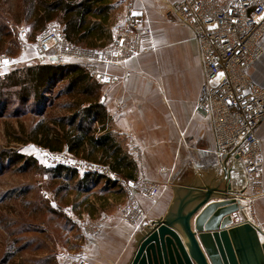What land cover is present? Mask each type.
<instances>
[{"label": "crops", "instance_id": "crops-1", "mask_svg": "<svg viewBox=\"0 0 264 264\" xmlns=\"http://www.w3.org/2000/svg\"><path fill=\"white\" fill-rule=\"evenodd\" d=\"M175 1L135 0V7L150 28V34L143 39L145 50L119 66L106 67L119 77V82L101 87L99 97L122 148L132 137L143 149L142 168L131 158L133 177L144 175L159 182L160 192L154 200L140 197L146 211L140 224L119 216L122 204L107 207L108 212L99 213L104 221L101 231L84 239L75 237L69 251L65 247L58 250L61 253L56 257L57 264L70 259L73 264H129L136 238L146 225L167 218L174 221L173 227H179L177 218L193 206L196 196L213 188L225 190L230 196L231 192L238 193L242 206L232 214L233 222L250 221L260 229V239L264 240V118L255 129L261 146L258 190L250 185L234 155L218 156L213 152L211 122L195 111V100L204 83L197 43L186 25L172 19ZM112 4L116 17L111 27L122 28L127 0H114ZM249 74L264 87V52L250 66ZM181 85L188 91L187 99L179 100L174 110L170 102L172 89ZM163 168L168 171H162ZM219 195L210 197L205 205L219 199Z\"/></svg>", "mask_w": 264, "mask_h": 264}, {"label": "built area", "instance_id": "built-area-1", "mask_svg": "<svg viewBox=\"0 0 264 264\" xmlns=\"http://www.w3.org/2000/svg\"><path fill=\"white\" fill-rule=\"evenodd\" d=\"M127 1L125 25L106 45L80 49L65 38L58 25L50 24L37 38V60L40 63L76 62L81 53L86 58L82 65L101 86L116 83L117 77L102 66L119 64L140 54L145 50L143 39L150 34L134 0ZM172 10L197 43L204 83L195 100V111L211 122L213 152L218 156L234 155L250 185L259 190L261 146L255 129L264 118V87L252 79L249 68L264 52V0H176ZM130 145L138 166L142 167V149L133 140ZM75 163L84 165L78 159ZM87 165L83 170L99 171L118 183L125 193L126 201L119 216L132 224L142 223L146 211L139 199L154 200L161 184L143 176L124 178L108 164ZM103 223V218L83 222L86 237L99 233Z\"/></svg>", "mask_w": 264, "mask_h": 264}, {"label": "rangeland", "instance_id": "rangeland-1", "mask_svg": "<svg viewBox=\"0 0 264 264\" xmlns=\"http://www.w3.org/2000/svg\"><path fill=\"white\" fill-rule=\"evenodd\" d=\"M127 5L128 1L125 8L126 13ZM28 6V3L22 2V0H0V15L7 18L8 31H10L0 49V77L13 69L27 67L39 62L35 47L37 38L45 26L56 24L62 29V25L58 21L52 20L44 24L41 30L35 33L32 32L29 25L31 20H23V16L29 11ZM111 13V21H113L116 16L112 9ZM170 14L172 19L178 20L173 10ZM120 27L114 25L111 27L110 38L118 33ZM76 47L84 48L77 44ZM183 54L182 58H185L186 56H183ZM78 57L81 58H76V62L75 60H67L63 63H79L82 65L86 58L81 53H78ZM124 62L119 64L108 63L103 65L102 68L116 76L109 72L106 67L119 66ZM116 77L118 80L114 84L119 82V77ZM187 92L186 87L182 85L178 89L174 87L170 99L171 108L176 110L179 106V100L183 102V99H187ZM176 98L178 99L176 100ZM5 99L8 100V102L3 100V103H7L3 108L5 113L0 117V259L3 256L6 257L9 251L14 250V247H19L20 250L15 252L13 260H5V264H44L42 255H45L44 257L50 256L56 263L59 249L62 250L65 247L69 251L68 247L72 245L70 243H75L74 239L77 235L81 239L82 237L83 239L86 238L83 231V222L102 218L99 213L108 212L105 211L108 209L107 207L111 208L117 204L123 205L126 196L123 191V195L120 193L121 191H112V195L108 196L106 191L100 189L103 182L92 186L90 190L78 193L73 188L72 181L66 183L61 178L52 175L53 168L58 165L69 168L75 167L78 173L82 174L87 172L83 170L88 166L87 164L102 165L105 163L84 159L66 151H49L47 148L30 141L29 132L39 119L36 113L29 111L32 106L31 99L27 103L14 96H7ZM65 101H67L65 97L54 98V105L50 113L60 114L62 109L58 106L65 103ZM176 102L177 105H175ZM128 138L126 147L123 150L137 164L130 141L133 140L141 149L142 147L134 138ZM117 139L119 141L120 138L117 136ZM20 156L23 157L20 158ZM77 159L84 165H77L75 163ZM138 167L142 168L143 166ZM167 168L161 170L168 171ZM91 170L89 172L104 175L94 169ZM141 176L145 177L144 175ZM84 199L94 202L93 206L91 204H88L91 207L87 206L91 211L94 210L93 212L83 208L81 204ZM66 219L72 222L71 228L64 226ZM66 228L68 229L66 230ZM73 263L70 259L65 264Z\"/></svg>", "mask_w": 264, "mask_h": 264}, {"label": "trees", "instance_id": "trees-1", "mask_svg": "<svg viewBox=\"0 0 264 264\" xmlns=\"http://www.w3.org/2000/svg\"><path fill=\"white\" fill-rule=\"evenodd\" d=\"M113 1L22 0L29 5L23 20H31L29 25L34 33L47 22L58 21L68 41L86 48L102 47L107 44L111 34ZM8 30L7 18L0 15V49L9 36ZM100 92V84L79 63L38 62L13 69L0 77V117L5 113L3 108L7 103H3V100L7 96H14L24 103L31 99L29 111L36 113L39 119L29 132L30 141L49 151H66L84 159L104 162L122 177L131 178L134 163L110 128V116L99 101ZM61 97L67 99L58 106L62 112L50 113L53 99ZM52 175L66 183L72 181L78 193L90 190L100 182H103L100 189L106 191L108 196L112 191H121L114 180L89 171L81 174L75 167L58 165L53 168ZM88 204L93 206L94 202L84 199L81 205L93 212L87 208L90 206ZM71 224L66 219L64 226L71 228ZM19 250V247H14L6 257H1L0 264H5L8 259L12 261ZM44 256V264H57L50 256Z\"/></svg>", "mask_w": 264, "mask_h": 264}, {"label": "water", "instance_id": "water-1", "mask_svg": "<svg viewBox=\"0 0 264 264\" xmlns=\"http://www.w3.org/2000/svg\"><path fill=\"white\" fill-rule=\"evenodd\" d=\"M231 194L218 188L199 194L177 218L179 227L167 218L146 225L129 264H264L260 229L248 220L233 222L242 205L238 193Z\"/></svg>", "mask_w": 264, "mask_h": 264}, {"label": "snow or ice", "instance_id": "snow-or-ice-1", "mask_svg": "<svg viewBox=\"0 0 264 264\" xmlns=\"http://www.w3.org/2000/svg\"><path fill=\"white\" fill-rule=\"evenodd\" d=\"M262 19H264V17H262ZM212 27H215V25H213ZM218 75H223L222 73H219Z\"/></svg>", "mask_w": 264, "mask_h": 264}]
</instances>
